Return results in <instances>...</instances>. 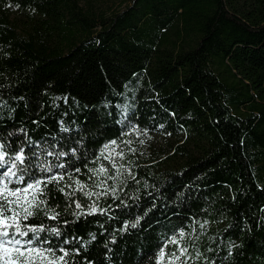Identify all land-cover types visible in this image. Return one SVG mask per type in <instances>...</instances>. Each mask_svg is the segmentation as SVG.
<instances>
[{
  "label": "trees",
  "instance_id": "trees-1",
  "mask_svg": "<svg viewBox=\"0 0 264 264\" xmlns=\"http://www.w3.org/2000/svg\"><path fill=\"white\" fill-rule=\"evenodd\" d=\"M89 1L0 0V151L23 148L26 180L65 176L46 189L57 218L27 223L68 264H155L181 229L189 264H264V0ZM138 132L166 147L138 153ZM106 144L116 191L66 195L115 175Z\"/></svg>",
  "mask_w": 264,
  "mask_h": 264
},
{
  "label": "snow or ice",
  "instance_id": "snow-or-ice-1",
  "mask_svg": "<svg viewBox=\"0 0 264 264\" xmlns=\"http://www.w3.org/2000/svg\"><path fill=\"white\" fill-rule=\"evenodd\" d=\"M113 140L111 145H115ZM5 146L0 144V149ZM51 155V153H49ZM6 153L0 151V164L8 165L5 170L0 172V264H68L66 257L70 255L63 247L58 250L49 246L47 240L40 238V233L45 231L44 226H35L27 223L38 212L43 211L48 219L55 220L57 213L54 208L47 207L46 189L48 185L65 179L64 175H52L46 179L35 178L26 180L30 169L21 167L27 164L23 148L17 151L11 158L9 164L6 159ZM63 155V153H60ZM100 157L111 163L115 175H109L108 168L101 166L95 169H89L92 176L96 178L95 188L102 191H87L86 185L80 181H74L75 187L71 193L81 191L86 197H100L108 194L109 191L115 192L113 187L109 190L106 184L107 180L118 181L122 172L126 171L123 165H117L116 157L123 158L122 153H118L115 147L105 145L100 153ZM61 167H63L61 165ZM50 171V169H47ZM79 172V169H76ZM15 177V180L12 178ZM103 177L104 179H101ZM23 185V186H18ZM70 185H65L69 187ZM65 187H60V192H65ZM77 209L81 208L80 203H75ZM97 211L95 205H89V213L94 214ZM132 227H136L135 224ZM203 227V225H201ZM56 236L60 235L57 228L47 229ZM31 234V235H30ZM186 233L181 229L176 235L170 237L167 244L161 246L156 254L155 264H189V249L184 246L183 240ZM67 243V241H65ZM168 245H175V250L166 252Z\"/></svg>",
  "mask_w": 264,
  "mask_h": 264
},
{
  "label": "rangeland",
  "instance_id": "rangeland-1",
  "mask_svg": "<svg viewBox=\"0 0 264 264\" xmlns=\"http://www.w3.org/2000/svg\"><path fill=\"white\" fill-rule=\"evenodd\" d=\"M125 3H120V0H90L87 4L82 3V5L89 8L96 14L102 13L104 15H110L114 11L122 10L125 5L130 3V0ZM166 144L167 139L156 133L138 132L135 137L137 152L142 155H152L155 152L164 149ZM115 149L118 153H120L117 147H115ZM5 169L6 166L1 167L0 172Z\"/></svg>",
  "mask_w": 264,
  "mask_h": 264
}]
</instances>
